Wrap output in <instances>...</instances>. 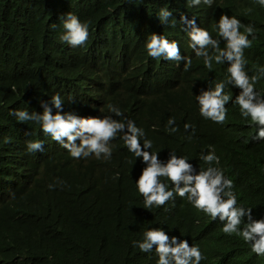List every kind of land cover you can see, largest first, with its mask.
<instances>
[{
    "label": "trees",
    "instance_id": "1",
    "mask_svg": "<svg viewBox=\"0 0 264 264\" xmlns=\"http://www.w3.org/2000/svg\"><path fill=\"white\" fill-rule=\"evenodd\" d=\"M165 7L173 12L167 24L158 18ZM69 12L89 24L83 46L60 40ZM181 13L196 17L197 26L214 39L222 13L252 24L256 39L249 36L246 71L251 76L264 67V7L255 0H214L211 7H189L188 0H0V264H156L154 249L143 253L132 246L152 227L198 245L206 257L201 264H264L250 245L224 234L218 219L186 199L176 196L145 209L135 182L145 165L119 135L111 141V159H74L40 124L19 122L11 114L42 112L40 101L59 93L64 111L122 119L108 111L112 104L144 129L153 142L149 151L162 161L171 151L199 170L207 167L200 154L212 146L218 166L234 182L238 204L252 207L255 218L264 217V140L252 139L258 128L232 102L224 124L200 115L195 96L203 82L196 63L203 58L189 47ZM152 33L178 41L192 67L184 71L183 60L163 67L162 60L148 56L144 41ZM226 70L227 64L213 63L215 83ZM256 88L264 93V77ZM239 91L225 88L233 100ZM170 117L179 129L175 133L166 131ZM185 123L194 126V134L185 131ZM29 140L43 141L44 150L29 153ZM49 184L56 187L50 190Z\"/></svg>",
    "mask_w": 264,
    "mask_h": 264
},
{
    "label": "clouds",
    "instance_id": "2",
    "mask_svg": "<svg viewBox=\"0 0 264 264\" xmlns=\"http://www.w3.org/2000/svg\"><path fill=\"white\" fill-rule=\"evenodd\" d=\"M201 3L211 7L214 0H188V6H199ZM255 3L264 7V0H255ZM252 11L246 10V14ZM173 12L165 7L158 12L161 23H169ZM64 32L60 40L73 48L83 46L89 38V24L82 22L78 16L69 12L62 19ZM177 21L171 19V26L175 27ZM183 30L189 37V47L195 56L203 58L199 66L203 85L199 94L195 96L199 105L200 115L217 124H224L227 120L230 102L239 106L241 117L255 125L253 140H264V93L257 90L256 85L264 77V67L257 69V74L249 76L246 71L247 60L245 50L252 47V40L256 39L252 24L242 25L236 16L222 13L214 26L219 39H214L211 33L197 26L196 17L189 18L181 13L180 20ZM55 27V25H53ZM244 31L241 32V28ZM252 37V40L249 39ZM221 40L224 47H220ZM148 56L162 60L164 65L170 66L171 61H184V71L192 67V58L182 56L178 41L169 40L166 36L152 33L144 41ZM213 63L227 64V76L215 83L213 79ZM167 66V67H168ZM166 67V68H167ZM214 84V87L212 86ZM233 86L240 91L233 97L225 92L227 86ZM204 88V89H203ZM42 112L27 110H13L19 122L34 121L41 126L45 135L51 136L62 147L68 150L74 159H87L94 156L96 159L109 160L112 156L111 141L118 135L123 140L129 152L136 158H142L145 165L136 179V188L143 197L144 208L153 206L162 207L176 196L186 199L197 211L203 212L212 220L222 223V232L226 235L240 237L245 244L250 245L251 252L264 257V217L259 219L253 215V208L238 204L234 192V182L225 176L224 170L218 165L220 158L212 146L207 153L202 152L199 159L207 167L201 166L199 170L189 163L186 156H177L169 152L168 159L162 161L158 152L149 151L153 142L146 138L143 128L138 127L129 119L119 107L108 104V111L113 115L80 116L73 111H64V100L59 93L54 94L49 101H40ZM53 108L56 109L53 112ZM185 131L195 128L190 123L184 124ZM179 129L175 126V118L167 121L166 131L175 133ZM143 142L141 143V139ZM187 139L191 140L189 135ZM79 141V143H77ZM29 153L42 152L44 142L29 140L26 142ZM215 165V166H214ZM172 187L169 188L168 183ZM63 184V182H60ZM56 185L49 184L50 190ZM243 225V227H241ZM133 247L143 253L152 252L158 257L156 264H201L206 259L198 245L189 244L188 240L177 236H169L160 227H152L144 231L141 240H134Z\"/></svg>",
    "mask_w": 264,
    "mask_h": 264
}]
</instances>
